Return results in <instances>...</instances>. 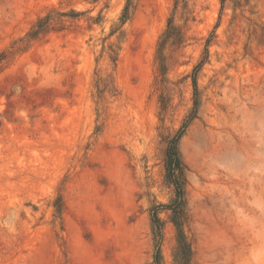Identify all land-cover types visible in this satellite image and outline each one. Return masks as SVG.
I'll list each match as a JSON object with an SVG mask.
<instances>
[{"label": "rangeland", "instance_id": "rangeland-1", "mask_svg": "<svg viewBox=\"0 0 264 264\" xmlns=\"http://www.w3.org/2000/svg\"><path fill=\"white\" fill-rule=\"evenodd\" d=\"M126 3L0 0V264H153L180 130L192 264H264V0Z\"/></svg>", "mask_w": 264, "mask_h": 264}, {"label": "trees", "instance_id": "trees-1", "mask_svg": "<svg viewBox=\"0 0 264 264\" xmlns=\"http://www.w3.org/2000/svg\"><path fill=\"white\" fill-rule=\"evenodd\" d=\"M131 5V0H127L126 6L120 18V22L127 20L129 15V8ZM49 16L45 19H41L37 25V29L33 31L29 36L31 38L39 35L44 28L49 24ZM182 37H180L179 31L172 25V20L168 21L166 32L164 33V39L161 43V46L166 45L168 42H173L172 44H180ZM208 54L205 49L204 52ZM205 57L200 61L194 68L191 77V83L193 88L194 96V107L192 114L190 115L186 124L194 118L198 106L197 99V73L200 68L203 66ZM160 75L162 77L161 82H165L164 77L167 75L168 68L164 60H160L159 66ZM186 124L182 128H186ZM184 130H180L172 139L169 140L168 146L165 151V181L168 185L172 186L174 192V198L167 205L159 204L158 206L152 209L151 213V222H152V231L154 236V254H153V264H163L161 246L164 240V222L159 218L161 211L170 212L169 222L175 229V248H174V259L176 264H192V250L191 244L188 241L187 236L184 233V228L188 222V210L185 200V170L179 151H178V141Z\"/></svg>", "mask_w": 264, "mask_h": 264}]
</instances>
